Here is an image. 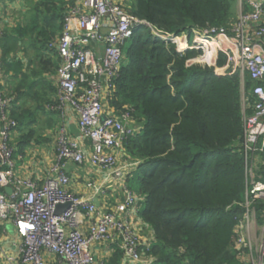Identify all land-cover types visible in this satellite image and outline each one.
Instances as JSON below:
<instances>
[{"label": "trees", "instance_id": "16d2710c", "mask_svg": "<svg viewBox=\"0 0 264 264\" xmlns=\"http://www.w3.org/2000/svg\"><path fill=\"white\" fill-rule=\"evenodd\" d=\"M12 1L27 7L17 24L4 27L0 35L3 88L12 97L10 116L19 131L10 141L15 157L34 141H49L43 134L57 124L53 115L60 109L49 107L59 104L57 88L44 72L54 73L59 64L50 43L62 30L67 0ZM238 3L133 0L129 10L162 30L181 34L192 28L230 27ZM128 41L108 105L120 113L130 111L141 125L124 149L142 171L141 215L154 232L147 252L151 264H244L234 249L235 228L246 211L240 72L219 76L211 66H188L186 61L199 51L178 52L175 43L157 38L143 24ZM16 48L28 58L27 71L22 60L12 58V63ZM224 63L221 54L217 64ZM244 85L249 104L254 81L247 73ZM252 111L246 108L247 114ZM258 153L264 159V150ZM256 207L261 218L264 203L258 200ZM122 254L118 248L111 258L114 264Z\"/></svg>", "mask_w": 264, "mask_h": 264}, {"label": "built area", "instance_id": "2783aa9c", "mask_svg": "<svg viewBox=\"0 0 264 264\" xmlns=\"http://www.w3.org/2000/svg\"><path fill=\"white\" fill-rule=\"evenodd\" d=\"M3 3L11 6L12 0H0L1 6ZM129 7L125 0H67L61 34L50 43L61 59L57 69L60 103L49 106L63 109L68 105L77 112L80 133L73 136L65 128L59 129L56 160L51 175L41 185L16 174L15 148L10 141L17 122L10 116L12 97L4 91L0 68V222L10 220L14 224L20 238L18 262L46 264L45 254L51 253L61 264H95L94 245L115 239L124 264L153 262L147 254L154 241L153 229L148 225L151 232L142 234L138 221L145 197L127 184L139 161L129 158L124 143L141 125L130 111L120 113L108 105L124 45L143 24L157 38L175 43L178 52L199 51L198 56L186 61L188 66H211L219 76L240 72L246 160L242 205L246 211L235 228L234 249L244 264H264V207L257 241L250 240L259 221L256 202L264 203V177L255 178L250 164L251 156L264 150V0H239L238 18L230 27L192 28L181 34L154 26ZM221 54L225 63L219 66ZM246 73L254 81L249 104ZM247 107L252 113H246ZM86 163L103 172L102 182H86L94 194L90 196L70 190L69 166ZM112 183L120 184L123 200L96 204L94 197H106ZM7 186L13 188L12 193H7ZM86 222L87 232L83 229ZM13 259L9 257L10 262Z\"/></svg>", "mask_w": 264, "mask_h": 264}, {"label": "crops", "instance_id": "0c3cea01", "mask_svg": "<svg viewBox=\"0 0 264 264\" xmlns=\"http://www.w3.org/2000/svg\"><path fill=\"white\" fill-rule=\"evenodd\" d=\"M17 4L20 5L17 7ZM12 1L11 6H7V4L3 3V6L0 4V29L2 30L4 27H13L17 24V22L21 19L22 13L27 10V7L22 2ZM16 8L15 13L11 9ZM11 11V12H10ZM59 37V36H58ZM54 40V39H53ZM20 48V46L18 47ZM16 48V49H18ZM15 49V50H16ZM11 52V60L12 63H15L13 59H20L24 63V71H27L28 67V58L24 54L23 49H18ZM0 60L3 59V50L0 47ZM13 58V59H12ZM57 59L60 64V57L57 55ZM58 64V66H59ZM57 66V69H58ZM57 69L54 73L44 72V77L48 80H51L53 84L57 88L56 96H58V83H57ZM11 71V70H10ZM33 78V76H31ZM45 86V85H44ZM57 98V97H56ZM60 103V100L58 98ZM50 107V106H49ZM52 108V107H50ZM55 109V108H52ZM55 118L56 127L53 130L49 129L45 131L43 134L44 137H50L49 141L42 139L40 142H33L32 145L26 147L23 153H19L18 156H15V169L16 174L28 178L31 180H35L38 184H43V182L51 175V167L56 160L57 147H58V131L60 128H65L66 131L73 136H76L80 133L79 124H78V114L75 112L70 106H65V108L60 109L59 113L53 115ZM44 120L47 119V116L43 115ZM2 123L0 122V128ZM14 133L12 135V139L18 134ZM250 164L253 168L255 178H263L264 173L261 172V167L264 166V159L261 158L259 153H255L251 156ZM69 172L72 178V184L70 190L77 193L83 194L86 196H90L92 191L86 187V182L88 180H98L102 182L103 172L101 170L95 169L90 164L86 163L81 166H76L71 164L69 166ZM128 184V183H127ZM123 190L118 183H112L110 189L107 191V196L97 195L94 198L98 199V205H106V204H115L116 201L123 200ZM94 195V194H92ZM143 205V204H142ZM139 223L141 233L143 234L146 231V235L151 232V229L148 227L144 220L139 215ZM260 221L254 228V230L250 233V237L254 241H257V236L260 233ZM14 229L13 233L9 232V228ZM84 231H88V223L86 222L83 226ZM146 229V230H145ZM144 235V236H146ZM143 236V237H144ZM20 247V238L16 233L14 224L12 221H4L0 222V264H20L18 261V251ZM120 248L118 244V240H111L101 244H95L93 247V252L95 255V264H114L111 260L116 250ZM12 256L15 258L12 262L9 261V257ZM46 264H61L60 259L51 254H45ZM123 260V255H121L117 264H120ZM124 264V260L123 263ZM145 264V263H142Z\"/></svg>", "mask_w": 264, "mask_h": 264}, {"label": "rangeland", "instance_id": "374dc122", "mask_svg": "<svg viewBox=\"0 0 264 264\" xmlns=\"http://www.w3.org/2000/svg\"><path fill=\"white\" fill-rule=\"evenodd\" d=\"M126 1V3L129 5V6H132L133 5V0H125ZM18 2H16V4H17ZM20 3V2H19ZM18 6H20V5H18L17 4V7ZM16 8H12L11 10L15 13V10ZM11 12V11H10ZM238 18V11H237V13H236V19ZM63 28V27H62ZM62 31V30H61ZM61 31H60V33H61ZM60 33H58L55 37H54V40H56L57 39V37L60 35ZM129 45V41H127L126 43H125V45H124V48H123V50H126V48H127V46ZM54 61L57 63V61H58V59H57V57H54ZM14 133H16V132H14V130L12 131V135L14 134ZM15 158V157H14ZM142 171L141 170H138V169H136V171H133V174L130 176V178L128 179V181H127V183H128V185L130 186V188L132 189V190H134L135 192H137L138 194H140L138 191V189H139V179H138V175L141 173ZM143 204V205H142ZM141 204V209H143V207H144V202ZM262 225V219H261V221H260V226ZM9 232L10 233H13L14 232V229H13V227L12 228H9ZM250 240H252V238L250 237ZM123 263V260H122V262L120 263V264H122Z\"/></svg>", "mask_w": 264, "mask_h": 264}, {"label": "water", "instance_id": "95a60500", "mask_svg": "<svg viewBox=\"0 0 264 264\" xmlns=\"http://www.w3.org/2000/svg\"><path fill=\"white\" fill-rule=\"evenodd\" d=\"M105 118H106V115L104 114V115H103V119H105ZM6 191H7V193L10 194V193H12L13 188H12L11 186H7V187H6ZM94 201H95V203H98V199H97V198H95Z\"/></svg>", "mask_w": 264, "mask_h": 264}]
</instances>
